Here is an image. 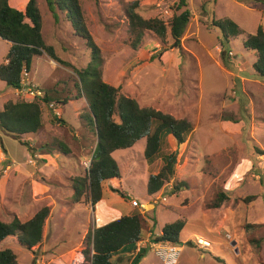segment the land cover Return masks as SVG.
I'll use <instances>...</instances> for the list:
<instances>
[{
	"label": "rangeland",
	"instance_id": "1",
	"mask_svg": "<svg viewBox=\"0 0 264 264\" xmlns=\"http://www.w3.org/2000/svg\"><path fill=\"white\" fill-rule=\"evenodd\" d=\"M176 1L165 0L163 8L169 11L164 13L157 7V0H79L87 30L103 57V81L119 87L120 93L134 98L140 106L186 118L193 126L183 143L167 137L165 151L175 155V175L155 194L146 193V183L162 162L157 159L146 163L144 139L114 151L120 177L103 183V198L123 214L136 207L131 200L141 203L137 205L143 216L141 240L150 232L153 220L157 222L155 232L162 222L183 220L177 264H264V78L252 68L255 53L243 48V34L223 43L228 57L226 64L222 62L221 32L210 26L209 20L228 18L245 33H254L258 25L264 24V5L260 0H186L191 17L180 48H171L170 38L164 44L146 31L139 48L133 49L126 8L137 2V11L144 18L158 17L167 25ZM26 2L9 0L20 10ZM203 3L206 11L200 8ZM37 4L45 42L71 66L57 63L43 53L33 58L31 72L22 75L23 80L43 95L72 97L76 93L73 67L85 66L89 51L62 12L57 11L55 18L46 0H37ZM9 47L0 38V63ZM18 91L0 81V110L5 99H35ZM50 103L41 105L44 127L36 133L15 139L0 131V147L7 150L6 155L0 152V169L11 166L9 175L19 170L26 176L24 180L14 177L3 181L0 186V220L9 221L14 214L25 221L28 215L22 212L34 214L42 206L49 207L39 243L27 249L12 236L0 243V249L10 248L18 264H90L80 250L85 248L83 238L88 227L96 223V216L87 197L79 202L72 199L73 178L84 173L95 145V136L81 117L88 101L81 97L58 105L52 98ZM223 116L231 119L222 120ZM54 117L65 123L54 121ZM44 144L43 153H58L57 159L65 161L61 167L79 175H65L59 169L54 174L42 170L41 159L35 157ZM24 164L26 168L16 169ZM17 180L18 188L13 192ZM33 180L48 183L52 192L32 197ZM116 182L128 196L111 189L109 184ZM179 182L185 186L175 190L173 184ZM218 191L227 197L214 208ZM155 197L166 199L154 203L151 199ZM153 235L156 234L149 235L152 242ZM202 240L209 241V246H202ZM138 242L124 247L112 259L119 264H134ZM145 248L137 264H162L150 244Z\"/></svg>",
	"mask_w": 264,
	"mask_h": 264
},
{
	"label": "trees",
	"instance_id": "2",
	"mask_svg": "<svg viewBox=\"0 0 264 264\" xmlns=\"http://www.w3.org/2000/svg\"><path fill=\"white\" fill-rule=\"evenodd\" d=\"M260 1L264 5V0ZM46 3L53 17H58L57 11L62 12L75 35L84 40L89 51V60L83 67H73V87L76 93L72 97L67 95L59 99L45 93L32 101L6 100L0 110V131L15 139L23 134L36 133L44 127L42 104L50 103L53 98L58 105H63L70 99L85 97L88 106L81 117L93 132L95 145L89 166L82 175L73 178V201L79 202L83 197H87L93 210L94 205L103 196V183L120 177L118 164L112 153L118 149L130 148L140 139L145 141L143 155L146 163L152 164L157 159L162 162L159 170L150 174L146 183V193L155 194L175 175V155L165 151L167 137L171 135L177 143L185 142L193 132L191 122L183 117L175 118L160 109L140 106L134 98L120 93L119 87L103 81V57L87 30L79 0H46ZM137 8V2L126 8L130 45L133 49L139 48L146 31L154 33L164 44H167V39L170 38V47L180 48L181 38L191 17L186 0L173 3V14L167 25L158 17L144 18ZM200 8L206 11L205 3L201 4ZM209 20L210 26L218 27L221 32L222 62L226 64L228 57V50H225L223 43H227L232 36L243 34V48L255 53L252 68L260 78H264V24L258 25L254 33H245L231 19L210 17ZM0 38L10 44L0 63V81L13 89L22 87L23 72H29L33 58L43 53L57 63L71 66L69 62L57 56L52 45L45 42L37 0H27L23 10L11 6L9 0H0ZM228 119L231 118H222ZM53 120L65 123L60 118L54 117ZM58 148L65 151L59 144ZM173 185L175 190H179L185 183ZM111 189L119 192L115 188ZM226 197L218 191L212 206L218 208ZM48 214L49 207L42 206L26 221H20L16 216L8 222L0 220V242L8 236H16L20 245L30 249L42 240L44 221ZM184 225L181 219L166 222L161 227L160 234L153 235L151 239L155 242L179 245ZM142 227V212L136 205L128 214H122L99 226H90L83 238L85 248L81 249L80 253L86 256L90 264H119L112 256L124 247L140 241ZM145 249L141 247L136 252L134 264L144 256ZM0 264H18L17 257L10 248L0 249Z\"/></svg>",
	"mask_w": 264,
	"mask_h": 264
},
{
	"label": "crops",
	"instance_id": "3",
	"mask_svg": "<svg viewBox=\"0 0 264 264\" xmlns=\"http://www.w3.org/2000/svg\"><path fill=\"white\" fill-rule=\"evenodd\" d=\"M31 72V71H30ZM6 100V99H5ZM4 100V101H5ZM4 101H3V103H4ZM3 105V104H2ZM224 122V121H223ZM169 136H171V135H169ZM0 137H1V134H0ZM11 137V136H10ZM2 139V138H1ZM144 145H145V142H144ZM45 147V144H44V146H41V147H39L38 148V152L36 153V155H37V157H35L36 159H41L40 161H41V163H42V170L44 169V170H46L48 173H51V174H54L56 171H58V169H59V171L60 170H62L63 171V174H65V175H69L70 173H72L73 175H79V173L77 172V171H69V170H67V169H63L61 166V164L63 163H65V161H63V160H58L57 159V157H58V153H56V152H53V151H46V152H42L41 150H42V148H44ZM3 151H4V153H3ZM0 152L2 153V154H5L6 155V153H7V150L4 148V146H2V147H0ZM56 159V160H54V159ZM60 159V158H59ZM62 162V163H61ZM10 167L11 166H8V169H6V170H1L0 169V186H1V188H2V184H3V181H8V180H14L15 178L14 177H19V179L18 180H21V179H25V177L26 176H22L21 174H23V172L22 171H19V170H17V171H13V174L11 173V175H9L10 174V172H9V170H10ZM24 168H26L25 167V164L23 165V166H21V167H16V169H24ZM15 168H13L12 170H14ZM54 172V173H53ZM72 177H74V176H72ZM18 180H17V182H16V184H15V186H13L14 188H13V192L16 190V188H18ZM109 186H111V187H113V188H115V187H117L116 189H118L119 190V192H117V193H119V194H121L120 192H122V193H124V191L122 190V189H120V186H118V183L116 182V183H114V185L113 184H109ZM51 190V192H52V188H51V185H49L48 183H47V185L46 184H41V183H39L38 181H36V180H33L32 181V184H31V190H30V192H31V196L32 197H36V196H41L42 194H45V193H47V192H49ZM7 191H8V194H12V192H11V189H10V187L9 188H7ZM5 193V192H4ZM28 193H29V191H28ZM124 195H126V196H128V193L127 194H125L124 193ZM129 197H131V196H129ZM131 203V202H130ZM136 203V202H135ZM132 209V208H131ZM59 210V209H58ZM94 213H95V216H96V223L94 222V223H92V225H95V226H99V225H102V224H104V223H106V222H108V221H110V220H113V219H115V218H117V217H119L120 215H122L123 213L121 212V211H119L118 209H116V208H114L112 205H110L104 198H103V196H102V198L94 205V209L92 210ZM13 212V211H12ZM31 213V212H30ZM28 213V212H22V214H23V216L24 215H28V219L30 218V217H32V215H33V213ZM13 215L14 214H12V218H13ZM64 215V214H63ZM15 216V215H14ZM16 217L20 220V217H18V215H16ZM63 217V216H62ZM11 218V219H12ZM64 218V217H63ZM10 219V220H11ZM28 219H26V220H28ZM9 220V221H10ZM25 220V221H26ZM21 221V220H20ZM6 222H8V221H6ZM156 220H153L152 221V224H151V226H150V232H147L146 234H145V236H144V240H148L149 241V235L152 233V232H154L156 235H159L160 234V232H161V227L163 226V224L164 223H166V222H162V223H160V228H159V230L157 231V232H155L154 231V228H155V226H156ZM91 225V226H92ZM90 227V226H89ZM88 227V228H89ZM10 237H12V236H8V237H6L5 239H3L0 243L2 244V243H4L7 239H9ZM142 237V236H141ZM136 251V250H135ZM113 257V256H112Z\"/></svg>",
	"mask_w": 264,
	"mask_h": 264
},
{
	"label": "built area",
	"instance_id": "4",
	"mask_svg": "<svg viewBox=\"0 0 264 264\" xmlns=\"http://www.w3.org/2000/svg\"><path fill=\"white\" fill-rule=\"evenodd\" d=\"M157 7H159L160 10H163V12H168L169 9L168 7L163 8V6L165 5V0H157L156 2ZM28 72L24 71L23 72V76L27 75ZM24 84V88L23 87ZM26 84V85H25ZM27 84H29V82H24L23 77H22V87L19 88L18 91L19 93H24L23 95H29V97L36 98V97H42L43 93L42 91H40L37 88H32L31 86H27ZM50 107L53 106L52 103L49 104ZM55 110V108L53 109ZM55 115H59V112L55 111L54 112ZM90 164V160H88L87 162H85L86 168L89 166ZM166 199V197H161V198H152L151 201L156 203L157 200H162L164 201ZM131 202H133L134 205H141V203L137 204L135 203L133 200H131ZM144 243L142 246L145 247L146 244L147 245H151L152 249L155 251V254L157 256H159L161 258L162 264H177L178 262V256H179V252L181 250V247L177 244H172V243H167V242H155V241H148V240H140L138 243V247L136 248V250L138 251L141 247V243ZM146 243V244H145ZM210 242L207 240H202L201 241V245L202 246H209Z\"/></svg>",
	"mask_w": 264,
	"mask_h": 264
},
{
	"label": "water",
	"instance_id": "5",
	"mask_svg": "<svg viewBox=\"0 0 264 264\" xmlns=\"http://www.w3.org/2000/svg\"><path fill=\"white\" fill-rule=\"evenodd\" d=\"M233 244H234V242L232 241V242H231V245H233Z\"/></svg>",
	"mask_w": 264,
	"mask_h": 264
},
{
	"label": "clouds",
	"instance_id": "6",
	"mask_svg": "<svg viewBox=\"0 0 264 264\" xmlns=\"http://www.w3.org/2000/svg\"><path fill=\"white\" fill-rule=\"evenodd\" d=\"M136 248H137V246L135 247V250H136ZM136 252H137V250H136Z\"/></svg>",
	"mask_w": 264,
	"mask_h": 264
}]
</instances>
